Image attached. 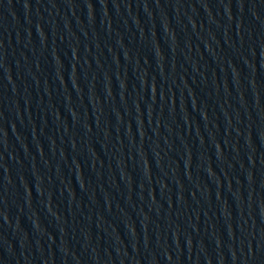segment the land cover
<instances>
[{
  "label": "water",
  "instance_id": "obj_1",
  "mask_svg": "<svg viewBox=\"0 0 264 264\" xmlns=\"http://www.w3.org/2000/svg\"><path fill=\"white\" fill-rule=\"evenodd\" d=\"M0 264H264V0H0Z\"/></svg>",
  "mask_w": 264,
  "mask_h": 264
}]
</instances>
